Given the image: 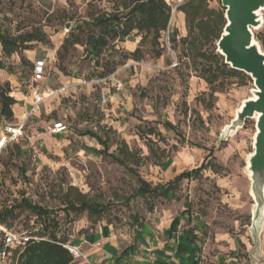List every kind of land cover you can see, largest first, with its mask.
I'll return each mask as SVG.
<instances>
[{
  "label": "rangeland",
  "instance_id": "374dc122",
  "mask_svg": "<svg viewBox=\"0 0 264 264\" xmlns=\"http://www.w3.org/2000/svg\"><path fill=\"white\" fill-rule=\"evenodd\" d=\"M188 1L164 0L171 32L162 31L156 44L151 35L134 31L128 38L132 46L107 38L97 57L86 48L88 37L98 34L92 21L124 13L123 0H0V34L18 42L27 35L40 40L9 55L0 43V87H8L16 101L13 117H0V124L20 123L30 101L35 60L48 63V87L69 84L66 93L47 99L26 121L20 143L0 155V213L10 211L1 226L17 235L54 234L75 244L97 222L129 231L153 219L155 208L172 206L173 213L186 209L184 231L192 235L200 264H264L244 246L232 249L235 240L246 242L247 234L254 247L249 233L253 201L244 174L254 120L220 141L236 109L252 96V81L223 67L216 52L220 0L204 1L201 31L194 27L183 42L189 27L177 8ZM260 13L262 25L253 35L262 49L264 10ZM66 38L79 43L64 51ZM129 64L135 67L131 73ZM73 79L85 84H73ZM57 122L67 127L66 134H50ZM183 171L193 173L173 186L170 198L137 194L138 177L154 188ZM81 202L98 205L102 212L68 207ZM28 206L50 217L36 216ZM19 253L12 251L5 264H17Z\"/></svg>",
  "mask_w": 264,
  "mask_h": 264
},
{
  "label": "trees",
  "instance_id": "16d2710c",
  "mask_svg": "<svg viewBox=\"0 0 264 264\" xmlns=\"http://www.w3.org/2000/svg\"><path fill=\"white\" fill-rule=\"evenodd\" d=\"M205 0H189L183 6L177 8L178 11L182 12L185 15L186 22H188V36L183 39V42H187V38L192 34L194 27L198 28V31H201L202 23L199 19V14L203 8ZM123 10L125 11L119 15H104L96 17L93 19V24L98 28V34H91L86 43V48L88 53L95 56H101L103 49L108 45V39L117 41H123L128 39L132 32L136 34H144V36H152V40L155 42L158 41L160 33L167 29L168 21L170 16L169 7L166 5L164 0H123ZM219 19L221 20L222 29L225 25L224 20V9L223 13L220 15ZM197 21V24L194 25V21ZM171 32V27L168 28ZM218 36V39L220 37ZM108 38V39H107ZM217 39V41H218ZM257 39V38H256ZM143 40V38H142ZM40 41L37 37L33 35H27L20 41L11 40L7 36L0 34V43L2 51L5 54H10L12 51H16L26 43ZM258 41V40H257ZM79 40L76 38L73 40V43L66 38L61 46V49L66 51L68 46L72 44H78ZM26 50V47H24ZM262 49H264V40L262 41ZM138 49H136L132 54L136 55ZM60 54V51L57 52ZM159 56V54H157ZM223 60V58L220 57ZM222 66L227 68L228 66L222 63ZM230 72L238 73L230 69ZM9 89L3 90L0 87V117L5 119H10L13 117L12 106L15 104V100L12 97H9ZM93 138H96L95 135L91 134ZM104 145V143H102ZM114 158V157H113ZM117 162L123 164V161L114 158ZM191 172L182 173L177 176L173 181L168 182L166 185L151 188L145 181L138 178V183L140 185L137 193L141 196H151L157 191L167 192L170 187L179 183L182 179L187 178ZM195 172V171H194ZM69 208L74 211L81 213L86 211L87 213H100L102 208L98 205H91L89 203L81 202L79 205H69ZM32 212L36 213V216H45L50 217L49 212L37 207L28 206ZM10 214V211H4L0 213V223L4 222L5 217ZM58 226L57 224L55 225ZM47 225L44 223L43 230H47ZM65 240L59 239L54 234L46 235L43 234L42 237H39L38 240H29L23 250L17 256V264H71L72 258L68 251L63 247Z\"/></svg>",
  "mask_w": 264,
  "mask_h": 264
},
{
  "label": "crops",
  "instance_id": "0c3cea01",
  "mask_svg": "<svg viewBox=\"0 0 264 264\" xmlns=\"http://www.w3.org/2000/svg\"><path fill=\"white\" fill-rule=\"evenodd\" d=\"M131 44V41L125 39L123 40L122 46L128 47ZM46 57H48V55H46ZM45 62V78L43 82L38 85V87L40 91L45 94L46 98L40 106H42L47 99L57 98L59 95L66 93L67 89L69 88V84H67L64 86L66 88L65 91L47 97L49 92L55 91L62 87L50 88L47 86V77L49 73L47 71L48 63L46 60ZM126 67L130 70V73L135 69V67H133L131 64L127 65ZM75 82H78L76 84H85L84 81H75L73 79L72 83L75 84ZM28 92L30 101L25 108V113L23 114L22 119L30 108V105L33 103L29 91V85ZM40 106L31 117L37 115ZM66 133L67 132L53 136H60ZM87 134L90 136L91 134L95 135L94 133L89 132H87ZM95 137L96 138H93L91 136V139L98 141L97 135H95ZM102 143L104 142H98L100 146L105 148V143L104 145ZM203 164L205 163L203 162ZM186 172L183 171L175 174L172 180L167 181L157 187L166 185L168 182L173 181L180 174ZM212 173L213 176L217 175L214 172ZM189 176L182 179L181 181L188 179ZM173 186L170 187L167 192L157 191L153 195L157 194L159 196L170 198L169 194H172ZM183 210L180 214H178L172 212V206H165L161 208L157 207L155 208L153 219L149 218L145 220L138 227L132 225V230L129 229V231L121 229L119 226L97 222L95 229L90 230L85 235H82L73 245L79 246L86 258L93 264H200V257L195 256L197 249L194 248V243L191 239L192 235L189 232L184 231L186 228L184 226L189 222V217L187 216V213H184L186 212V209L184 211ZM240 246H244L246 253H251V255H254L253 247L251 246V242L248 239V234L246 235V242H241L239 239L235 240L232 245V249L237 250L240 248ZM259 256L261 260L264 259V227L259 236ZM71 264H81V261Z\"/></svg>",
  "mask_w": 264,
  "mask_h": 264
},
{
  "label": "water",
  "instance_id": "95a60500",
  "mask_svg": "<svg viewBox=\"0 0 264 264\" xmlns=\"http://www.w3.org/2000/svg\"><path fill=\"white\" fill-rule=\"evenodd\" d=\"M225 25L216 43V52L224 64L252 81L251 97L243 100L234 118L221 132L220 141L234 136L247 119L254 120L252 152L245 159L244 174L249 181L252 257L259 256V236L264 227V52L254 40L253 31L262 25L264 0H220Z\"/></svg>",
  "mask_w": 264,
  "mask_h": 264
},
{
  "label": "built area",
  "instance_id": "2783aa9c",
  "mask_svg": "<svg viewBox=\"0 0 264 264\" xmlns=\"http://www.w3.org/2000/svg\"><path fill=\"white\" fill-rule=\"evenodd\" d=\"M169 32V30L167 29ZM45 68L46 62L44 59H37L33 63L31 77L29 82V91L32 98V105L24 115L20 123L11 124H0V155L7 150V148L13 145H18L24 137V126L28 118H30L38 109V107L44 102L46 96L40 91L38 85L43 82L45 78ZM66 88L62 87L55 91H51L47 94V97L57 94L59 92L65 91ZM48 131L52 135H58L67 132V127L62 123H53L49 127ZM0 234L2 238L0 239V264H5L7 259L10 257L12 251L19 249L21 252L25 244L29 240H38V237H26L24 235H17L3 226L0 225ZM63 247L68 251L72 258V263L81 261V264H93L89 261L84 253L81 251L79 246L65 243Z\"/></svg>",
  "mask_w": 264,
  "mask_h": 264
},
{
  "label": "bare ground",
  "instance_id": "6f19581e",
  "mask_svg": "<svg viewBox=\"0 0 264 264\" xmlns=\"http://www.w3.org/2000/svg\"><path fill=\"white\" fill-rule=\"evenodd\" d=\"M169 3V2H168Z\"/></svg>",
  "mask_w": 264,
  "mask_h": 264
}]
</instances>
